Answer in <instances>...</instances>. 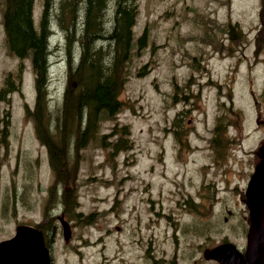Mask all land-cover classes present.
Instances as JSON below:
<instances>
[{"label":"rangeland","instance_id":"374dc122","mask_svg":"<svg viewBox=\"0 0 264 264\" xmlns=\"http://www.w3.org/2000/svg\"><path fill=\"white\" fill-rule=\"evenodd\" d=\"M44 2L34 3L36 30ZM135 3L133 41L145 35L146 47L139 54L136 47L130 50L120 95L125 107L101 121L94 139L78 154L71 152L65 169L74 172L48 202L54 173L34 122L25 116V106L32 111L35 105L32 66L10 54L0 2V90L9 74L19 88L0 100V119L8 122L0 142V243L17 226L39 223L49 237L44 264H192L219 245H246L242 194L264 143V0ZM66 7L64 0H52L48 12L53 37L45 91L52 125L72 73L63 32L69 25L59 21ZM81 15L83 5L76 0L71 14L64 13V20L72 19L76 27L71 42L81 34ZM104 17L102 37L113 26V14ZM233 22L245 33L242 39L228 33ZM256 40L262 46L258 55L252 48ZM76 45L69 47L72 63ZM103 49L109 61H102L110 67L114 54L108 45ZM223 114L221 123L227 127L222 139L229 144L215 155L209 142ZM176 139H187L189 150ZM259 216L258 211L256 222ZM61 219L68 223V241Z\"/></svg>","mask_w":264,"mask_h":264},{"label":"trees","instance_id":"16d2710c","mask_svg":"<svg viewBox=\"0 0 264 264\" xmlns=\"http://www.w3.org/2000/svg\"><path fill=\"white\" fill-rule=\"evenodd\" d=\"M34 1L4 0L2 23L10 54L19 59L30 58L35 75V105L32 111L25 106V116L34 122L36 138L40 145L46 148L49 164L54 173V184L49 190L48 202H50L52 195L56 193V187L66 186L71 173L74 172L70 167L68 170L65 169L71 152L75 150L78 154L94 139L98 124L114 118L125 107L120 98L126 80L125 66L131 60L130 50L133 47H136V54L146 47V36L142 35L136 43L133 41L132 29L137 16L135 0H115L113 8L109 7L110 0H76L83 5V15L80 16L77 26L81 34L79 36L77 32V39L71 42L72 31H75L76 27L72 19L64 20V13L68 11L71 14L75 0H64L67 7L60 12L59 21L60 26L65 21L69 25L63 28V32L68 42L65 62L72 73H69L63 94L61 114L53 120L52 125L50 111L47 108L48 93L45 91V85H48V55H51L52 34L50 35L48 25V12L52 0H45L43 4L44 10L38 31L33 22ZM105 14H113V26L111 33L102 37L100 34L101 27L105 24ZM231 30L233 27L230 28ZM74 42H77L78 55L74 52L75 62L72 63L69 59V47ZM105 45H108L111 54H114L110 59V67H105L102 61L107 63L109 61V55L103 49ZM14 91L15 87L9 74L4 87L0 90V100H4ZM176 97L172 95L173 103L177 102ZM228 110L232 112V108ZM233 114L240 116L238 111ZM179 115L180 113L174 119L173 126ZM7 124L5 119H0V142L7 133ZM225 127V123H222L221 127L215 126L212 134L217 141L229 144V141L222 139L226 131ZM177 142L181 144L182 141ZM36 227L42 233H46L41 224Z\"/></svg>","mask_w":264,"mask_h":264},{"label":"water","instance_id":"95a60500","mask_svg":"<svg viewBox=\"0 0 264 264\" xmlns=\"http://www.w3.org/2000/svg\"><path fill=\"white\" fill-rule=\"evenodd\" d=\"M260 154L261 160L256 165L245 190L246 205L249 210L251 221L245 253L249 264H264V146L260 148ZM256 169L260 171L256 172ZM252 178H254L253 184ZM255 192H257V198L261 202L260 206H256V211L260 213L257 222L255 219V210L251 203V198ZM250 194L251 197L249 198L248 195L250 196ZM60 222L63 227L64 240L68 241L70 238L68 224L62 219ZM258 235L261 238L257 245ZM33 246L38 249V254H32ZM226 246L230 248L227 250ZM29 247L30 249H28ZM205 258L218 261L219 264H242L243 260L237 250L229 244H222L212 249L205 255ZM47 260V249L44 245L43 234L33 226H18L12 239L0 243V264H44ZM47 264H49V262H47Z\"/></svg>","mask_w":264,"mask_h":264},{"label":"flooded vegetation","instance_id":"af4514ba","mask_svg":"<svg viewBox=\"0 0 264 264\" xmlns=\"http://www.w3.org/2000/svg\"><path fill=\"white\" fill-rule=\"evenodd\" d=\"M234 23H238V22H233V25H231V24H228V26H227V31H228V33L229 34H233V35H235L237 38H240V39H242L243 37H244V34L242 33V31L239 29V27H238V24H234ZM240 25V24H239ZM233 27V30H231L230 31V28H232ZM230 32H232V33H230ZM238 33H239V36H238ZM252 48H253V51H254V53H256V52H260V51H262V49L260 50V48H261V45L258 43V41L256 40V42H254L253 44H252ZM215 126H218V127H220V121L218 120V119H216V121H215V124H214V127ZM173 129V128H172ZM174 130V129H173ZM175 132V131H174ZM264 144V143H263ZM209 145H210V147H211V151L213 152V153H215V155H218L219 153H220V151L221 150H223V148H225V143H221V142H219V141H217L216 140V138L214 137V136H212V138L210 139V142H209ZM255 157H256V160H257V163L259 162V160H260V156L259 155H255ZM242 203H243V205L246 207V199H245V193L243 192V194H242ZM246 210H247V207H246ZM228 213H230V212H228ZM225 222H227V219H225ZM249 224H250V218H249V216H248V218H247V220L245 221V238H246V236H247V233H248V227H249ZM237 248L240 250V252H241V254H242V256L244 257V252H245V245H237ZM209 262V261H211V262H213L214 264H217L215 261H212V260H204L203 259V261H200V262H198L197 260H195V259H193L192 260V264H201V263H203V262ZM245 264H248L247 262H246V260H245Z\"/></svg>","mask_w":264,"mask_h":264},{"label":"bare ground","instance_id":"6f19581e","mask_svg":"<svg viewBox=\"0 0 264 264\" xmlns=\"http://www.w3.org/2000/svg\"><path fill=\"white\" fill-rule=\"evenodd\" d=\"M52 25V24H51ZM53 37V34L50 36V39ZM51 42V41H50ZM50 51H51V49H50ZM258 168V167H257ZM260 171V170H259ZM259 171H257V169H256V172H259ZM253 182H254V178H252V184H253ZM260 186H261V183H260ZM252 192V191H251ZM258 192V191H257ZM257 192H255L254 193V195L252 196V198H251V203H252V207H253V209L255 210V214H256V206L258 207V206H260V204H261V202L259 201V199L257 198ZM248 197L250 198L251 197V194H250V196L248 195ZM254 203V204H253ZM255 214H254V217H255ZM260 236L258 235L257 236V245H258V243H259V240H260ZM34 247V246H33ZM28 249H30V247L28 248ZM38 254V249L36 248V247H34V248H32V254ZM33 254V255H34ZM31 256V255H30ZM41 262V261H40Z\"/></svg>","mask_w":264,"mask_h":264}]
</instances>
